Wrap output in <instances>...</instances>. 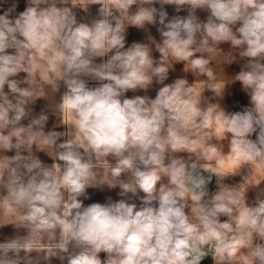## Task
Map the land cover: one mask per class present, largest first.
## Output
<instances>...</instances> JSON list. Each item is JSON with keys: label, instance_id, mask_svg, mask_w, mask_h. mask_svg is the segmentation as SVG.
Returning a JSON list of instances; mask_svg holds the SVG:
<instances>
[{"label": "clouds", "instance_id": "9594fccd", "mask_svg": "<svg viewBox=\"0 0 264 264\" xmlns=\"http://www.w3.org/2000/svg\"><path fill=\"white\" fill-rule=\"evenodd\" d=\"M177 64L196 79L166 82ZM254 162L264 0H0V264H264V178L227 182Z\"/></svg>", "mask_w": 264, "mask_h": 264}, {"label": "crops", "instance_id": "0c3cea01", "mask_svg": "<svg viewBox=\"0 0 264 264\" xmlns=\"http://www.w3.org/2000/svg\"><path fill=\"white\" fill-rule=\"evenodd\" d=\"M24 7L23 3H21L20 5V9L22 10ZM98 5H90L88 12L85 13L82 9H76V11L78 12V16L79 17H89V16H93L96 14L97 9H98ZM168 8V10L170 11V13L172 12V8L173 6H166ZM135 8V6H133V9ZM198 14L203 18L206 13L203 11L198 10ZM128 41L129 43L133 40H138V41H146L148 35H152L154 37H156L157 39H159V33L156 31V27L155 26H149V31L146 32L143 29H136L133 26H130L128 29ZM222 47L227 48V45H222ZM154 55L158 56V53H154ZM183 65L182 64H177L175 65V70L171 71L170 70V77H169V81L166 82H171L172 79H174L177 76H182V75H187L190 82L194 79H196V77H193L190 73H184L182 71ZM236 71H239V63L234 62L231 65H225L223 63H220L217 65V72L219 73V75L224 78L227 79L230 75L234 74ZM23 75V74H22ZM155 87H159V85H156ZM61 91H63V88H61ZM134 93L129 92L127 93V95L131 96ZM136 94H144L143 92H139ZM149 95L154 96L155 95V88L151 89L148 93ZM204 95L206 97L209 98H213V92L212 90L209 89H205ZM56 99H59V93L56 94ZM214 99H217L220 101V103L222 104V106H224L227 110L232 111V110H239L238 106L234 103L235 100L239 99L242 103H247V97L245 94L242 93V91L240 90V85L239 82H234L232 84H229L226 86L225 88V94L223 96V98H219V97H215ZM47 104V101L44 99H38L36 104L33 106L35 111H39L41 108H43L45 105ZM58 121V117L54 116L53 114H51L50 112V120L48 123V126L46 128V130H48V128H51L54 122ZM26 123V121H25ZM64 126H60L59 130H63ZM253 138H255V134H253ZM226 144V142H225ZM227 150V149H225ZM12 154V153H9ZM38 155H40V157L48 162L51 163V158L48 157L45 153H38ZM232 162L230 160H225V166H228L229 164H231ZM249 171L247 172V169H242L240 174L234 175V176H230L227 178V182L229 183H238V182H242L243 181V177L246 181H251V182H257L258 178H264V162H260V163H252L251 165H249ZM216 178L214 177L212 182L210 183L209 187L210 190H215L216 187V182H215ZM261 187H264V182H262ZM89 193H91V198L90 200H86L85 203H90L92 201H99V202H105L106 198L111 196L113 198H119L117 196V193L119 191V188H108L106 185L103 186L102 188H90L88 189ZM255 189L250 190V195L252 194V192H254ZM223 219V218H222ZM0 231L4 232V233H9L11 231V227L10 226H3V228H0ZM101 257H104V253L100 254ZM52 264H58V262L53 258V262ZM202 264H212L211 258H205L204 261H202Z\"/></svg>", "mask_w": 264, "mask_h": 264}]
</instances>
